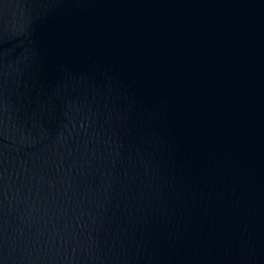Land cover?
<instances>
[{"label": "water", "instance_id": "obj_1", "mask_svg": "<svg viewBox=\"0 0 264 264\" xmlns=\"http://www.w3.org/2000/svg\"><path fill=\"white\" fill-rule=\"evenodd\" d=\"M0 264H264V0H0Z\"/></svg>", "mask_w": 264, "mask_h": 264}]
</instances>
